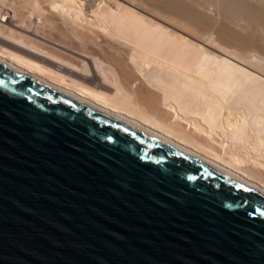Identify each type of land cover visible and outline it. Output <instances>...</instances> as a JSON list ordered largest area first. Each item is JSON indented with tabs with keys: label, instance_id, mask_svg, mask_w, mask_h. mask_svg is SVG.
<instances>
[{
	"label": "water",
	"instance_id": "obj_1",
	"mask_svg": "<svg viewBox=\"0 0 264 264\" xmlns=\"http://www.w3.org/2000/svg\"><path fill=\"white\" fill-rule=\"evenodd\" d=\"M0 264H264V193L0 55Z\"/></svg>",
	"mask_w": 264,
	"mask_h": 264
},
{
	"label": "bare ground",
	"instance_id": "obj_2",
	"mask_svg": "<svg viewBox=\"0 0 264 264\" xmlns=\"http://www.w3.org/2000/svg\"><path fill=\"white\" fill-rule=\"evenodd\" d=\"M0 55L264 193V0H0Z\"/></svg>",
	"mask_w": 264,
	"mask_h": 264
},
{
	"label": "rangeland",
	"instance_id": "obj_3",
	"mask_svg": "<svg viewBox=\"0 0 264 264\" xmlns=\"http://www.w3.org/2000/svg\"><path fill=\"white\" fill-rule=\"evenodd\" d=\"M96 81V80H95Z\"/></svg>",
	"mask_w": 264,
	"mask_h": 264
}]
</instances>
